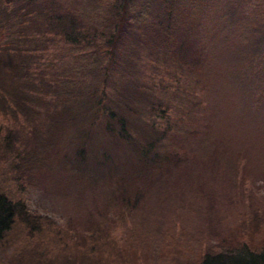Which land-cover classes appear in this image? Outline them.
<instances>
[{"label":"trees","instance_id":"1","mask_svg":"<svg viewBox=\"0 0 264 264\" xmlns=\"http://www.w3.org/2000/svg\"><path fill=\"white\" fill-rule=\"evenodd\" d=\"M210 114L264 142V0H0V264H264V233L217 250L174 213L210 187L196 165L238 181L246 141ZM39 169L64 227L11 175Z\"/></svg>","mask_w":264,"mask_h":264},{"label":"rangeland","instance_id":"2","mask_svg":"<svg viewBox=\"0 0 264 264\" xmlns=\"http://www.w3.org/2000/svg\"><path fill=\"white\" fill-rule=\"evenodd\" d=\"M48 58H50V56H48ZM167 79L165 75H162L159 79H155L154 85L153 83L152 85L156 88V91L169 80ZM182 81L183 78L180 79V82ZM231 93L232 92L219 93L216 105L224 104L225 106H223V108L228 107L232 112L239 111V104L236 102V99L232 97ZM194 94L195 97H198L204 94V92L202 91L201 94L196 92ZM229 115L231 116V113L227 115L228 118ZM209 116L210 119H208V123L210 124V128L212 131L216 128L217 135L222 136V133H226L231 136L234 143L235 139H244L246 141L242 153L239 154L243 160L239 163L238 170L235 174V179L238 181L233 185L230 178H227L225 184H218V180L225 179L226 176L224 174L221 176L213 174L208 175L207 168H205L206 165L203 167L198 164L196 165V170L199 177L204 179L203 182H208L210 187L200 194L197 192L198 194L196 197L189 200L190 203H188L187 211L185 209L175 210L174 213L181 212L178 213L176 217L181 220H186L193 226L195 230L193 231L194 233H201L200 230L204 231L201 233V239L203 240L202 245L207 243L212 245L214 249L219 250L223 245H226L227 241L231 240L233 236H244L247 232L244 230L245 226L258 232L259 235H263L264 233V142L255 138H253V140H247L243 136L237 135L236 127H233L234 123L232 124L230 120H223V118H221L217 121L216 117L213 119L214 116L212 114ZM224 129L228 130L223 131ZM252 131L255 132L254 135L256 137L261 136L264 138V129L257 128L255 131ZM182 136L185 139L190 138L187 134H182ZM68 138V134H64L58 147L61 152H64L66 148L69 147L66 142ZM43 171L44 170L41 169L34 171L33 182L29 181L28 175H25L24 172L11 170V175L15 176L17 179L21 178L19 183L25 189L26 201L33 210L46 215L59 227H64L67 225L66 220L68 214L65 212L64 206L60 202V198L50 194L51 191L49 187L51 185L49 183L52 181L48 179V174H45L44 178L42 177ZM41 183H44V185L38 187ZM39 189L43 190L45 195ZM86 193H89V191L84 189L82 195H86ZM210 206L213 220L211 227L206 228L204 224L201 226L202 221L199 220V216H203L204 212H208ZM249 210H258L260 222L253 219V215H251ZM243 214L247 219L246 224L234 226L236 221L244 219ZM114 217L115 215H113V218ZM169 226L171 232L176 230V224H171L169 222ZM209 230H214L215 233H210ZM113 231V234L116 235L122 233L121 228L117 225L114 226ZM44 243L48 245L51 252L56 249L54 245L55 241L52 236L47 237ZM58 248L61 249L62 247L59 246Z\"/></svg>","mask_w":264,"mask_h":264}]
</instances>
